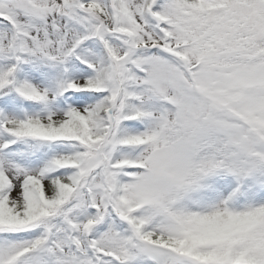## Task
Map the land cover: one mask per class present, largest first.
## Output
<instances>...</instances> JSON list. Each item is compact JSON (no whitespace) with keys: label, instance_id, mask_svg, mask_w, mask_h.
Here are the masks:
<instances>
[{"label":"snow or ice","instance_id":"6c2138e0","mask_svg":"<svg viewBox=\"0 0 264 264\" xmlns=\"http://www.w3.org/2000/svg\"><path fill=\"white\" fill-rule=\"evenodd\" d=\"M0 264H264V0H0Z\"/></svg>","mask_w":264,"mask_h":264}]
</instances>
